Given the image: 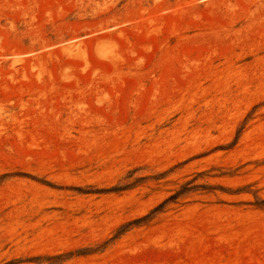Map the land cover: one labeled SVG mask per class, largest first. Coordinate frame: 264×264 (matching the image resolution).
Wrapping results in <instances>:
<instances>
[{"label":"rangeland","instance_id":"rangeland-1","mask_svg":"<svg viewBox=\"0 0 264 264\" xmlns=\"http://www.w3.org/2000/svg\"><path fill=\"white\" fill-rule=\"evenodd\" d=\"M261 201L264 0H0V264H264Z\"/></svg>","mask_w":264,"mask_h":264},{"label":"trees","instance_id":"trees-1","mask_svg":"<svg viewBox=\"0 0 264 264\" xmlns=\"http://www.w3.org/2000/svg\"><path fill=\"white\" fill-rule=\"evenodd\" d=\"M31 178V177H30ZM133 183H129V184H125V185H121V186H115L109 189H105L102 192H121L124 190H128L130 188H132ZM203 187V186H201ZM198 188L197 186H193V187H189L188 185L183 187L182 190L178 191L177 193L171 195L170 197H168L167 199H165L161 204H159L157 207H155L149 214H147L146 216L137 219L136 221L133 222V224H140V223H145V222H149L150 220L153 219V217L155 216V214L161 212L169 203H176V201L178 200L179 196L185 191H190V190H194ZM206 189H220L221 191H229L231 192L230 189H225L224 187L218 186V187H203ZM242 189H239L238 191L241 192ZM264 203V201H261L259 204ZM125 231L122 230V232L118 233L116 236H114L110 241L116 240L120 235H122V233ZM103 247V246H102ZM101 248V247H100ZM89 252L92 251H75V252H69V253H65V254H60V255H52V256H44V257H36L35 260H39V259H46L48 261L53 262L54 264H58L62 261H64L65 259H68L72 256H81L84 254H88ZM29 260H34V259H29ZM24 261L22 260H16V261H12L8 264H17V263H23Z\"/></svg>","mask_w":264,"mask_h":264}]
</instances>
